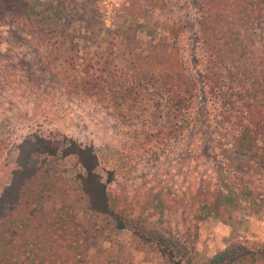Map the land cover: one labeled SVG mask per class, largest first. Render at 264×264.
Masks as SVG:
<instances>
[{
  "label": "trees",
  "instance_id": "trees-1",
  "mask_svg": "<svg viewBox=\"0 0 264 264\" xmlns=\"http://www.w3.org/2000/svg\"><path fill=\"white\" fill-rule=\"evenodd\" d=\"M0 2L5 5L4 9L0 6V20L10 27L8 38L19 42L21 55L24 51L34 55L49 75L69 76L79 58L74 55L70 23L55 22L57 13L68 14L65 7L51 0L40 4L35 0ZM147 6V32L130 30L124 37L115 35V45L98 46L93 57L84 59L79 80L70 79L67 95L82 89L89 99L108 103L147 89L152 107L160 113L156 126L147 127V144L155 145L184 138V131L199 118L201 123L208 122L210 114L204 100H199L205 94L220 97L224 110L217 121L226 122L227 113L239 115L231 138L234 136L238 150L252 160L255 171L264 170V0H198L193 29L166 1L147 0ZM137 34H144L147 40ZM187 40L190 54L186 60ZM139 49L146 55L136 51ZM195 93L200 108L195 105ZM158 98L163 100L160 109ZM225 131L221 140L228 137ZM15 149L14 167L0 189V264H94L82 253L92 238H102L101 231L74 223L70 213L65 217L46 209L45 199L54 196L57 180L42 164L46 157H73L79 167L75 190L84 212L120 231L127 223L108 197L112 173L106 171L103 180L92 148L68 138L58 141L32 134L22 138ZM253 182L254 178L245 176L235 186L245 183L250 206L256 207ZM217 199L194 208L193 220H185L184 229L171 240L147 229L135 233L136 240L153 244L160 264H264V242L254 249L238 243L209 259L196 260V224L209 216L221 218L227 209Z\"/></svg>",
  "mask_w": 264,
  "mask_h": 264
},
{
  "label": "rangeland",
  "instance_id": "rangeland-1",
  "mask_svg": "<svg viewBox=\"0 0 264 264\" xmlns=\"http://www.w3.org/2000/svg\"><path fill=\"white\" fill-rule=\"evenodd\" d=\"M35 1L40 4L49 0ZM51 1L63 5L68 13L64 17L57 13L55 22H69L74 31V55L79 59L67 77L49 75L34 55H25L26 51L22 56L19 42L8 38L10 27L0 20V189L8 181L15 147L22 138L32 134L58 141L68 138L92 148L103 180L106 171L112 173L108 197L127 223L116 231L106 220L85 213L75 190L79 167L74 158H45L42 168L57 180L54 196L45 199L46 209L57 210L65 217L70 213L76 219L74 223L101 231L102 238H92L82 253L88 263L160 264L154 245L138 242L135 233L155 230L171 240L184 229L185 220H193L194 208L216 203L217 198L227 209L221 218L209 216L196 224V260L209 259L238 243L248 249L263 243L264 170L255 171L252 160L238 150L234 136L231 138L239 115L227 113L230 118L218 122L216 116L224 110L217 99L220 97L205 94L199 100H204L210 114L208 122L201 123L199 118L184 131V138L155 145L147 144V127L156 126L160 113L152 107L147 89L132 98L108 103L89 99L82 89L71 96L66 93L71 91L67 86L70 79L79 80L84 59L93 57L98 46L115 45V35L124 37L130 30L147 32V0ZM164 1L186 25L195 27L198 0ZM0 6L4 9L5 5L0 2ZM144 34L136 36L146 41ZM188 40L186 60L190 54ZM136 51L146 55L145 51ZM158 102L160 109L163 100L158 98ZM195 105L200 108L196 93ZM223 130L229 133L225 140L220 138ZM245 176L254 178L256 207L250 206L245 183L235 186Z\"/></svg>",
  "mask_w": 264,
  "mask_h": 264
}]
</instances>
